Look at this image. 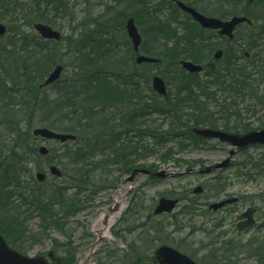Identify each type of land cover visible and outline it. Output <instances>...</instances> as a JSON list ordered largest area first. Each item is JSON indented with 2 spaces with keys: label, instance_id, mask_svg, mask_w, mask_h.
I'll return each mask as SVG.
<instances>
[{
  "label": "rangeland",
  "instance_id": "1",
  "mask_svg": "<svg viewBox=\"0 0 264 264\" xmlns=\"http://www.w3.org/2000/svg\"><path fill=\"white\" fill-rule=\"evenodd\" d=\"M26 1L27 0H19L22 4H26ZM62 1L68 4L65 18L60 17L51 7L42 3V1L40 12L48 19L53 20L55 22L53 26L63 32L65 37L68 36L76 40L77 42L75 43H78L79 40H85L86 38L88 43L90 40L99 39L100 32H104L106 35L103 40H105L106 43H109L110 39H114L121 47L128 44L126 32L124 30L127 17L125 15L140 10L139 5L136 6L134 4L135 0H133V9L131 8V0ZM259 2H261V6H264V1ZM210 3L212 4V0L203 2L200 6L201 9L203 8L208 12H212L213 9L209 7ZM146 4H148V2H146ZM9 8L10 10L14 9L10 4ZM43 9H45V11H43ZM236 9L240 10V7L232 2L226 3L223 7V10L229 13L234 12ZM167 12L168 11H161L159 17L165 21L167 19L174 21V26L178 27V31H175L169 37L165 38V41L161 38L158 39L157 36H153L154 31L153 28L150 27V18L145 16V20H141L140 22L141 28L139 26L144 37V42L140 48L142 53H149L160 59L169 58V54H164L167 53V45L171 43V39L180 42L186 41L188 33L192 32L193 27H191V23L185 16L182 14L176 15V13H178L176 11L175 16L178 18V20H176L174 19L172 10L169 14ZM263 12L264 9L261 11L259 8L251 10V17L255 20L257 25H259V23L255 17ZM41 13L39 15H41ZM213 13H215V10H213ZM23 14L26 13L23 12ZM165 14L166 16L168 14L167 18ZM102 16H106L111 21L105 24L103 20H101ZM95 18L100 20L99 24H102L103 27L95 25V21L93 22ZM154 19L156 22L162 23V21H159L156 17H154ZM11 20L10 15L3 19L0 18V22L7 24L8 27V23ZM14 20L15 21L11 22L14 25V30L8 32L7 36L1 38L2 40L0 41V46L7 47V51L11 52V57L6 53L8 64L6 63L5 56L3 59H0V95L2 96V98H0V154L2 156V159L0 158V173L2 172V174H0V180L3 182L8 176L6 172L10 166H15L16 162L20 161L22 164L19 166L26 169L24 171L20 170V180L24 185H27V182H31L36 176L38 165L44 170L48 169V166H46L48 160H37L39 162L37 164L34 156L25 154V151L33 152L36 146L38 147L44 144L41 139L34 138L32 133L36 127H46V124H48L46 121L49 120L48 117L50 112L48 110L44 111L41 108L33 107L34 102L30 100L27 95V88H29L30 83H28L29 80L26 77V71L29 68L28 65H31V62L27 61V53L24 52L21 54L20 44L26 37L31 39L37 38L38 34L33 27V23L35 22H32V25L29 26L24 16H19L18 13L15 14ZM117 20H119L121 24L123 23V26L119 25ZM44 22H47V20H44ZM240 29L245 30V27H241ZM186 30H188V33L184 34ZM91 33L95 34L94 38H89ZM194 36L196 38L194 43L199 50L193 57L197 59L198 62L204 63L210 60L217 48L227 49V47H232L228 43L222 44V42L217 39L212 41L205 35H203V41H200L197 35ZM43 43L45 42L43 41ZM199 43H201V45ZM38 44L42 45L39 37L37 38L36 45L32 48L40 47ZM67 45L68 43L65 40L62 45H57V51H51L53 47L51 44L49 46L45 45V47L38 52H34L36 58H40L41 60L45 58L47 50H49V54H51V52L52 54H57L55 56L56 61L54 60V63L50 64L52 66L44 68L40 74L41 77L34 79L31 83V86L35 87L37 92L39 88L37 86L44 81L45 77L57 63H62L66 67L61 81L62 83H66V81L73 76V73L77 71V62L74 63L71 59H66L65 57V48ZM93 46L91 45L90 49L93 48ZM73 48L74 47H69V51H72ZM100 49L105 52L108 46L104 44ZM116 49H118L116 46L110 48V50L120 58L118 59L119 62H121V64L125 63L130 56L129 51L125 50L126 54L123 57L121 54L119 55V53L115 52ZM232 52V50L227 52L226 58L223 61L224 65L219 68V71H226L227 67H231L227 65V60L230 58L229 56ZM121 53L123 54L124 52L122 51ZM175 55L176 57L174 60L189 58L185 51L175 52ZM237 64L233 65L235 66ZM110 67L115 69L113 64L110 65ZM133 68L134 71L148 76L144 81H140L141 90L147 93L148 96H155L151 91V78L153 75L159 74L163 76L165 81H167L169 89L176 84L174 79L184 76V73L177 74L171 67L165 65L159 66V68L149 65H143L139 68L137 65H134ZM205 75L206 73L196 76L195 80L202 83L208 82L210 79L213 81L212 75H208L210 79H206ZM182 81H184L183 83L185 85L191 86L189 77L186 76L184 79L182 78ZM60 87L62 86L55 85L54 87H46L38 92L39 98L42 99L45 98V96H50L48 98V101H50L52 99L51 96L54 98ZM227 96H229L228 92H218L217 100L224 103V99H226ZM154 98L156 97H153V100ZM239 100L241 101L239 102L238 109L243 112V117L239 120V123L249 125L250 129L253 130H261V128L264 127L262 126L264 123V109L261 106H255L254 110H257L256 113H246V110L251 108L250 105L254 104L250 101L248 102V99ZM159 101L162 103L160 99ZM209 109L215 116L218 113L222 114L220 105L214 102L209 103ZM190 112V108L182 110L184 115ZM154 117L156 119L153 120L152 124L161 127L163 131L171 127L169 118L165 115L154 113ZM186 121L187 118L185 117L182 122L185 123ZM220 121L225 120L221 118ZM236 122H238L236 119L231 121V129L234 128ZM221 125L222 122L219 123L220 127H222ZM183 131L184 130H181L180 132ZM234 132L240 133L242 131ZM189 139V136L178 138L179 141L183 143L186 142L185 145H188L187 148L182 151H179L180 147L178 145V140H176L177 143L176 141H169L167 146L178 151H175L172 155L173 157L166 162L161 161L158 157L159 152L162 150L155 153L153 156H149L148 154L144 156V158H140L139 156L133 157L137 164H152L149 166L154 167L156 165L159 168L171 170L170 175L167 176L166 179L154 181L144 175H138L135 178L136 181L126 183L125 177L130 173L115 167L110 169L111 177L112 179L117 178L118 181L110 184L111 181L109 180V184L106 187L95 190L92 193L81 191L80 199L83 200V203L77 212L64 214V218L62 217L55 222L42 224L41 216H38L37 213L30 214L34 213V211L31 210L28 215L29 217L25 215V219L22 218L21 220L24 227H26L25 236L23 237L21 235L19 238L11 237L14 239L15 244H12L13 242L7 239L10 235L7 237L8 234L1 225L0 233L9 241L11 246L29 257L41 254L47 255L49 251L55 249L66 262H69L73 258L72 253L75 249L84 247V244L93 242L95 237H97L94 232V226L97 220L107 212L110 207L115 204H123L121 214L111 229L114 240L112 238H105L95 249L94 253H92V251L90 253L87 251L85 253L86 257L87 255L89 257L87 264H151L154 251L162 244L170 245L178 251L184 252L190 258L192 257L198 264H211L213 258L210 257V251L213 249L216 250L214 259L219 262V264H236L227 261V259L226 261L224 260V258L228 256H232V258H230L231 261L238 258L240 259V257L238 256L237 258L235 253L228 252L229 255H223L224 251H218V249L223 246L222 244H218V238H223L225 236V238H231L235 236L247 240L249 237L255 235L256 230L238 236L234 229L236 214L242 212L247 206H256L259 209V213L257 214L258 224L260 226L264 224V146L252 145L245 151L235 152V156L230 159L227 169L215 171L208 176L201 174L200 171L198 173H189L188 171L193 168L202 169L205 165L209 167L218 163L220 164L229 159L232 149L231 145L217 140H208L204 143H191ZM164 141L165 138H163L162 142L164 143ZM147 142L150 145L153 143L149 140ZM46 146L55 149L56 152H53V156L64 154V149L60 143L47 141ZM163 148H165V146L157 149ZM24 160L26 161L22 162ZM21 167L15 166V168ZM252 168L254 169L251 172V176L246 177L244 174L249 172ZM61 179L62 178H59L57 181L49 175L46 190L60 183L63 188H67L66 193L71 196L75 192L73 184L67 180ZM199 184L205 188V192L199 195V197L193 196L191 193ZM214 186H224L225 188L221 192H218L219 189H214ZM6 190L11 191V188L7 187ZM211 194L214 195L211 196ZM162 195H178L177 197L182 200L174 213L155 216L153 210L157 205L158 199ZM224 195L237 196L240 198V201L232 206V208L224 209L220 213L211 212V214L204 215V217H194L193 220L196 222H191L190 216L184 215V211H189L188 206L192 201L199 204L201 203V207L205 208L207 206V201H209V203L214 200L218 201L223 198ZM11 202L14 203V207L21 209L23 206L22 210L26 211L27 206L22 205L24 203L23 197L21 199L13 197ZM213 220H215L216 223L223 221L221 225L222 228L216 232L212 230ZM201 223H208L209 231L202 228L200 229ZM223 232L225 234L222 235ZM218 233H220V235H217ZM212 238H217L215 244L209 241V239ZM222 238H220V240ZM80 257L82 258V255ZM240 260L242 262L237 264H249L247 260ZM250 260L253 259H249V261ZM250 264L256 263L250 262Z\"/></svg>",
  "mask_w": 264,
  "mask_h": 264
},
{
  "label": "trees",
  "instance_id": "2",
  "mask_svg": "<svg viewBox=\"0 0 264 264\" xmlns=\"http://www.w3.org/2000/svg\"><path fill=\"white\" fill-rule=\"evenodd\" d=\"M55 1V9L60 12V8L65 6V4L61 0ZM1 17L4 18L3 15ZM99 25L102 26V24ZM94 35V33H91L89 38H94ZM101 37L102 34L100 32L99 39L91 40L92 44L90 46H95L91 49L89 48L88 51L87 39L79 40L77 44L79 47L78 52L84 56L86 54L93 55V58L88 59L90 63H100V66H106L104 63H106L105 61L110 54V48L105 52L100 50V47L105 42ZM256 39L257 37L254 36L252 42L248 41L249 45L252 43L256 47L258 44V42L257 44L255 43ZM75 42L77 41L75 40L73 43ZM84 44L86 45L81 47ZM109 46L111 47L112 45L110 44ZM256 56V59H246V62L249 61L247 65H237L232 69L227 68L225 74H222L223 76H216V81L211 83L216 84L217 82L221 90L228 92L229 95L237 99H245L247 96L248 99H252L255 105L264 106V49ZM113 62V65H117V60L113 59ZM252 69L260 76L259 79L251 77L253 74ZM83 70L80 72L78 70L75 73V77L66 82L64 90L67 92L66 94L60 96V99L50 102L52 122L49 123L54 129L70 132L77 136L76 141H69L68 144L64 145L66 146L64 147L65 154L58 158V163L69 172L71 181L77 185L78 194L69 199L64 196L66 193L61 186H56L52 190L45 192L46 186L35 181L32 183L33 187L28 184L22 193L25 197V203L32 205L34 211L39 214H42V212L46 213V218L51 215L58 216L61 213L77 212L80 205H82L78 199L81 190L87 187L101 188L102 185L108 183L112 166L120 164L122 167L128 168L132 165L133 155H138L139 148L137 147L138 143L133 138L139 137V140L143 139L140 134L134 133V137L133 135L130 136L129 132H134L138 128L135 109L124 105L126 102L123 100L130 94L127 96L121 84L109 82V80H113V77L110 78L109 75H106L107 67L99 68L97 66V69ZM97 70L102 75L93 76L97 74ZM181 83L183 84V82ZM190 83L193 86H183L177 83L174 99L167 98L166 102L163 103L165 106L161 112L162 114H170L173 128L176 127L174 125L177 124V121L180 124L179 126L184 127L183 130H188V133H191L192 127L200 125L218 127L220 118H217L209 109V103L214 102L220 105L221 116L226 117L227 123L224 128L227 131L231 130L229 119L241 118V111L237 110L236 107L238 106L237 100L233 99L232 101L229 99V101L226 98L224 99L225 102L221 103L217 100L216 94L206 85L204 86L202 82L199 83L194 78L191 79ZM132 92L133 89L130 93ZM36 105H38V101L35 102ZM44 105L45 103H43ZM43 106L41 105L42 108ZM185 107L191 108V112L184 115L182 110ZM185 117L187 121L183 123L182 121ZM179 126L177 124V127ZM178 129L181 130L182 128ZM240 129L248 130L249 126L237 123L233 128L236 131ZM169 132L174 133L176 131L170 130ZM192 138L194 139L195 137ZM32 153L37 160L38 152L34 150ZM25 154H28L27 150ZM170 154L172 152L168 150L164 157L168 158ZM21 164L20 161L16 162L18 167ZM15 166H10L6 172L9 178L16 179L20 170H26L22 167L15 168ZM13 174H17V176ZM1 184L2 181H0V220L3 221L4 225H0L8 234L7 237L10 235L8 238L15 244L14 239L11 237L19 238L25 233L26 227H24L21 217H19L23 212L9 206L7 197L1 193L4 191ZM13 185L18 190L21 187L19 181ZM55 195L58 197L56 198ZM56 204L60 208L58 211H56ZM255 245L259 246L258 251L254 249ZM243 247L250 250L251 254L248 257L253 258L251 262L264 264V236L258 237L255 242L250 240L249 244H245Z\"/></svg>",
  "mask_w": 264,
  "mask_h": 264
},
{
  "label": "water",
  "instance_id": "3",
  "mask_svg": "<svg viewBox=\"0 0 264 264\" xmlns=\"http://www.w3.org/2000/svg\"><path fill=\"white\" fill-rule=\"evenodd\" d=\"M183 8L188 10L197 20L201 22L203 26H207L210 28H216V29H221L222 34H227L228 36L232 37V32L234 31L235 27L237 24L241 22H245L247 18H242V17H235L229 22H222L217 19H207L204 16H200L198 13H196L192 8H187L183 4L180 3ZM36 29L42 33L44 36L48 38H57L58 40L61 39L60 33L52 30L49 26L45 24H37ZM130 38L133 40L134 43V49L137 51L139 44L141 43V36L138 33V29L135 27V20L130 18L128 21V24L126 26ZM6 33V27L3 24H0V35H4ZM222 56V52L218 51L216 53V58H220ZM139 63H151V62H157L155 58H149L144 55H140V57L137 59ZM184 66L190 70L191 72L194 71H201V66L192 64L189 62H184ZM63 71L62 66H57L55 71L50 75V77L46 80V84H50L55 82L57 79L61 77V72ZM154 82V88L161 94H166V84L161 79L160 77L156 76L153 79ZM196 134H199L202 138H220L222 141L230 142L234 146H238L239 148L246 149L251 143H260L264 144V129L261 130V132H256V131H250L246 134H236V133H225L220 130H214L212 128H197L195 130ZM41 135L44 138H50V139H55V140H61L63 142H67L69 139H75V136L71 134H61V133H55L48 128H41V129H36L35 135ZM40 151L42 153L47 154V150L45 148H41ZM231 154H233V151H231ZM230 159L220 163L219 165L216 166H211L207 168L204 172L209 173L213 169L219 168L220 166H225L227 167L229 164ZM51 172H53L56 175H62V172L58 170L56 167H51ZM140 170H134L133 175L129 178V180H133L135 175L138 174ZM149 172L148 170L143 171ZM160 174V173H156ZM163 175V174H161ZM45 175L43 173H38V178L40 180H43ZM202 191V187H199L196 192ZM237 201V198H232L231 200H226L221 202L220 204H214L212 207L213 208H218L221 207V205H224L226 203H232ZM176 201H171V200H164L162 199L160 206L158 207L157 211L162 212V211H171V209L175 206ZM256 209L249 208L241 217H248L247 221H244L240 224H238V228L244 230L245 227H251L256 223L255 218L253 217ZM158 255V258L162 264H196L193 261L189 260L188 257H186L183 254L177 253L172 249H169L168 247L162 246L159 248V250L156 252ZM51 258H53V263L52 264H61L60 259L56 258L52 253L49 254ZM0 264H48L46 259L44 257H36V258H27L22 254H18L15 250L9 248L5 242V240L2 238L0 235Z\"/></svg>",
  "mask_w": 264,
  "mask_h": 264
},
{
  "label": "flooded vegetation",
  "instance_id": "4",
  "mask_svg": "<svg viewBox=\"0 0 264 264\" xmlns=\"http://www.w3.org/2000/svg\"><path fill=\"white\" fill-rule=\"evenodd\" d=\"M172 1V3L175 5V6H177L176 5V3H175V0H171ZM170 1V2H171ZM159 2L160 3H163V4H166V6H168L169 4H168V0H152V7H154V10L155 11H157V13H158V15L160 14V12L162 11V10H164V11H168V14H169V12H170V10L173 8V11H174V13L177 11V8L175 7V6H173L172 8L171 7H162L161 6V4H159ZM155 3H157V4H159V5H154ZM178 7V6H177ZM177 14V13H176ZM154 22H155V19H152L151 20V23L153 24L152 25V28H153V30H154V35L153 36H157L158 37V39H162L163 41H165V38H167V37H169L170 36V34H167V33H165V31L162 29V27H161V25H155L154 24ZM158 34V35H157ZM209 34H211L209 37H211V38H215V37H219L220 39H222V40H227V38L226 37H224V38H221L220 36H218V32L217 31H214L213 33L212 32H210ZM152 36V37H153ZM171 40H173V39H171ZM211 62H213V59H210V60H208V61H206V62H204L203 64H204V66H210V67H212V68H217V66H216V64L215 65H213V64H211Z\"/></svg>",
  "mask_w": 264,
  "mask_h": 264
},
{
  "label": "bare ground",
  "instance_id": "5",
  "mask_svg": "<svg viewBox=\"0 0 264 264\" xmlns=\"http://www.w3.org/2000/svg\"><path fill=\"white\" fill-rule=\"evenodd\" d=\"M120 213L121 212H114V214H104L95 223V232L109 234L112 236L110 230L112 226L115 224V221L118 219ZM105 218H106V222L103 223Z\"/></svg>",
  "mask_w": 264,
  "mask_h": 264
}]
</instances>
